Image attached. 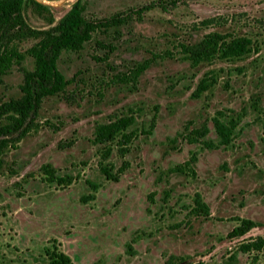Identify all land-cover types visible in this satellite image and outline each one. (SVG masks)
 Here are the masks:
<instances>
[{"label":"rangeland","instance_id":"1","mask_svg":"<svg viewBox=\"0 0 264 264\" xmlns=\"http://www.w3.org/2000/svg\"><path fill=\"white\" fill-rule=\"evenodd\" d=\"M36 1L46 7L24 5V19L53 32L74 0ZM173 1H85L82 18L127 15V22L63 52L57 65L71 78L65 90L0 136L12 140L0 155V264H43L52 238L74 264H264L262 255L237 248L264 236V0ZM212 30L246 35L252 49L191 65L180 43ZM37 39L14 44L24 50ZM146 59L133 80L130 68ZM31 67L27 57L0 76V103L21 95V68ZM200 80L209 86L193 96ZM127 113L137 131L128 152L120 155L115 141L92 142L97 123ZM214 116L229 129L228 142L215 132ZM202 123L208 132L186 139ZM188 159L193 175L174 169ZM123 161L129 166L118 173ZM44 163L72 182L47 183ZM103 167L118 178L108 179ZM90 193L93 199L81 200ZM235 216L258 225L232 236Z\"/></svg>","mask_w":264,"mask_h":264},{"label":"trees","instance_id":"2","mask_svg":"<svg viewBox=\"0 0 264 264\" xmlns=\"http://www.w3.org/2000/svg\"><path fill=\"white\" fill-rule=\"evenodd\" d=\"M85 1L74 0L53 28V32H50L31 27L22 15V7L28 3L39 9L46 6L36 0H0V76L7 74L14 64H21L27 57L32 60L30 69L21 68V95L18 98H10L0 103V118L6 117L9 120L6 124L0 125V136L11 127L20 128L28 117H30V121L34 119L44 97L57 95L65 90L71 82V78H66L57 65V60L63 52H78L92 38L94 32L108 30L110 27H116L127 22V15L96 20L82 18L81 11ZM173 3H175V0ZM150 6L151 4L140 7L137 11H142ZM29 37H38V39L24 50L15 46V41ZM96 43L103 45L100 40H96ZM252 43V39L246 35H233L229 32L212 30L204 33L197 41L181 42L180 50L191 65L196 66L202 61L211 60L215 57L224 59L240 57L252 49ZM148 65L149 60L147 59L133 65L130 68L131 78L134 80ZM120 79L124 80L123 77ZM208 86L209 83L200 80L192 95L199 96ZM133 122V114L127 113L115 115L106 122L97 123L93 130L92 142L105 144L115 141L118 153L124 155L129 151L134 138L137 137V131L130 129ZM212 122L221 141L228 142L229 129L227 126L215 116L212 117ZM153 125L152 122L145 132L149 133ZM26 128H28V124L24 127V130L19 132L18 137L24 134ZM207 132L206 123H202L197 127L190 128L186 134V139L193 142L203 137ZM11 143V139L0 138V155L3 149ZM190 164L191 160L188 159L176 165L174 169L181 171L189 169V172L193 175L194 171ZM128 166L129 163L123 161L118 168V173L124 171ZM101 169L108 179L116 180L118 178V174H111L106 167ZM40 170L47 183L55 182L58 185H68L73 180L71 175H59L57 170L48 163L42 164ZM86 182L93 191L99 187L96 182L90 180H86ZM152 196L153 192L147 194L150 201ZM94 197V193H90L81 196V200L86 201ZM194 202L198 210L208 211V207L198 195H196ZM234 219L239 222L232 227L230 231L232 236H241L250 228L258 225L257 222L249 218L235 216ZM237 248L244 253L252 252L254 258L259 257V255L264 258V236L255 235L245 238L238 243ZM43 252L46 257L43 264H74L70 255L59 247L55 238L48 240Z\"/></svg>","mask_w":264,"mask_h":264}]
</instances>
